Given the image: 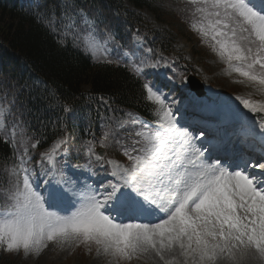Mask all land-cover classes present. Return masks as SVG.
I'll return each mask as SVG.
<instances>
[{
	"label": "snow or ice",
	"instance_id": "1",
	"mask_svg": "<svg viewBox=\"0 0 264 264\" xmlns=\"http://www.w3.org/2000/svg\"><path fill=\"white\" fill-rule=\"evenodd\" d=\"M180 10L191 15V28L226 65V74L241 78L234 83L264 95V0H184ZM41 18L59 34L60 44L70 38L86 54L95 56L114 41L75 0H60ZM151 59L141 58L131 71L145 75V67L160 64ZM142 89L155 105L152 124L133 118V130L121 136L124 125L109 121L99 140L93 134L82 143L84 164L72 166L66 120L73 109L62 105L64 115L52 122L60 132L32 165V150L42 140L35 133L28 136L24 112L13 111L23 87L0 80V129L10 123L11 136L4 142L12 150L0 188V250L38 256L55 242L94 245L110 264L145 254L157 264H240L249 257L264 264V162L242 158L236 163L230 155L233 139L244 144L258 139L264 146V101L237 95L233 127L206 123L194 135L177 119L175 100L169 102L168 94L149 82ZM97 143L100 149L114 144L127 163L106 160ZM214 152L219 154L211 156ZM94 164L107 166L113 179L85 185L66 172L76 167L95 174ZM37 176L48 177L43 192L33 184Z\"/></svg>",
	"mask_w": 264,
	"mask_h": 264
},
{
	"label": "trees",
	"instance_id": "2",
	"mask_svg": "<svg viewBox=\"0 0 264 264\" xmlns=\"http://www.w3.org/2000/svg\"><path fill=\"white\" fill-rule=\"evenodd\" d=\"M75 0L97 26L112 33L123 48H130L132 36L144 34L145 44L152 53L172 51L176 39L174 27L163 23L157 0ZM40 8H37V5ZM60 0H0V80L23 87L17 107L29 123L27 135L41 137L36 152L45 151L57 138L59 128L53 123L63 116L62 105L73 112L67 117V130L72 137L71 160L78 162L80 144L96 138L103 126L139 115L150 118L152 106L145 99L143 78L136 76L125 63L94 61L69 38L63 45L59 34L41 18L45 10L59 6ZM151 12L161 26L148 36V23L141 14ZM142 36V35H141ZM156 46L157 49L152 48ZM126 115V117H124ZM9 128V127H8ZM0 133V188L3 187L4 165L10 163L11 148ZM10 263L0 253V264Z\"/></svg>",
	"mask_w": 264,
	"mask_h": 264
},
{
	"label": "rangeland",
	"instance_id": "3",
	"mask_svg": "<svg viewBox=\"0 0 264 264\" xmlns=\"http://www.w3.org/2000/svg\"><path fill=\"white\" fill-rule=\"evenodd\" d=\"M159 1L163 23L174 27L176 33V41L173 46L174 50L168 54H160L159 51H156L151 56V62L160 59L159 66L155 68L150 66L145 67L143 72L147 77L152 76L150 81L155 88L168 94L169 102L175 100L173 109L176 108V113L180 105V123L190 124L191 128L199 130L205 123H211L213 126H216L215 122L217 118H222L226 119L228 125H231L236 120L233 112L236 103L234 101L235 96H250L253 100L264 101V95L256 92L251 86L246 85V83H234V81L241 79L236 74H226V65L211 51L209 43L207 41L202 42L201 36L191 28V23L193 22L191 15L180 10L184 6V0ZM143 13L146 15L147 20L155 27L160 25L152 13L145 10ZM147 29V35L150 36V32L153 31L151 25H148ZM84 39L89 38L84 37ZM133 45H135L134 48L128 51V53H135V55L125 56L126 52L123 53L127 60H134L139 64L141 58L150 56L146 48H143L141 39L137 40V38H134ZM153 47L157 49L156 46ZM81 48L83 49V46ZM89 54L97 61L119 62L123 57L115 41H109L103 48L96 52L95 56L91 53ZM165 64L169 66L166 67ZM170 66L174 68L176 76L171 75L170 77L169 74H166V71L169 73L172 72ZM157 69H159V75L156 74ZM162 69H165V71H162ZM188 76H193L204 83L205 95L202 98L187 94L189 91L186 82ZM156 80L158 83L154 82ZM167 83H170V91H166L163 88ZM188 96L191 97L190 101L187 100ZM189 103H192V106L189 107ZM154 107L155 105H153ZM127 116L128 118L122 120L124 132H121V136L125 135L127 131L133 130L132 119L135 115ZM193 116H195V119ZM197 118H199L198 121L196 120ZM188 119L190 123L187 122ZM101 133L98 135L97 140H99ZM9 135L11 136V130ZM81 145L82 143L79 147ZM96 147L99 151L105 153L106 160L112 159L120 164L127 163L126 157L122 155L121 150L114 144L105 149H100L97 143ZM39 153L36 150H32L34 157L38 155L40 158ZM80 155L83 157V151L80 152ZM32 163L35 165L34 160ZM106 168V174L99 173L104 168H97V165L93 168L95 174L89 173L88 171L79 172L72 170L73 168L71 167L67 168L66 172L82 184L98 186L101 183H105V180L113 179L108 175L110 169L107 166ZM39 171L40 169H38ZM98 177H100L99 180L97 179ZM46 180H48V177L41 178L37 176L33 180V184L38 187V190L43 192ZM1 252L5 256H8L10 261L8 264H110L111 261L110 257L103 256L102 254L98 255L94 245L89 246L84 244L77 246L76 244L60 245L55 242H50L38 256L34 253L26 256L23 251L9 253L0 250ZM121 264H157V261L150 254H145L131 261H123ZM240 264H261V262L249 257L241 260Z\"/></svg>",
	"mask_w": 264,
	"mask_h": 264
},
{
	"label": "water",
	"instance_id": "4",
	"mask_svg": "<svg viewBox=\"0 0 264 264\" xmlns=\"http://www.w3.org/2000/svg\"><path fill=\"white\" fill-rule=\"evenodd\" d=\"M188 81L194 89H196L200 93H203V85L200 83V81L196 80L194 77H189Z\"/></svg>",
	"mask_w": 264,
	"mask_h": 264
}]
</instances>
